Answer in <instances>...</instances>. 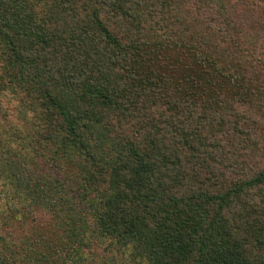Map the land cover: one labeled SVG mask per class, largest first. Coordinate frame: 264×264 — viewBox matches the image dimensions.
Returning a JSON list of instances; mask_svg holds the SVG:
<instances>
[{
  "label": "trees",
  "instance_id": "16d2710c",
  "mask_svg": "<svg viewBox=\"0 0 264 264\" xmlns=\"http://www.w3.org/2000/svg\"><path fill=\"white\" fill-rule=\"evenodd\" d=\"M4 103L0 264H264V0H0Z\"/></svg>",
  "mask_w": 264,
  "mask_h": 264
},
{
  "label": "rangeland",
  "instance_id": "374dc122",
  "mask_svg": "<svg viewBox=\"0 0 264 264\" xmlns=\"http://www.w3.org/2000/svg\"><path fill=\"white\" fill-rule=\"evenodd\" d=\"M13 104L14 103H11V104H6V103H4L3 104V106H0V117L1 116H3V113L5 112V110H14L15 111V109H16V107H13ZM15 106H16V104H15ZM8 114H10V113H8ZM15 121V120H14ZM14 218V217H13ZM8 219H11L8 215H4L3 216V220H4V222H5V225L7 224V222L9 221ZM14 220L16 221V218H14ZM7 226V225H6ZM19 238H21V237H19Z\"/></svg>",
  "mask_w": 264,
  "mask_h": 264
}]
</instances>
